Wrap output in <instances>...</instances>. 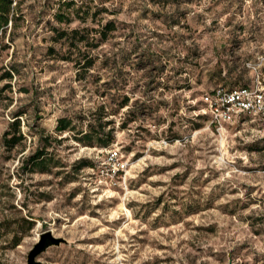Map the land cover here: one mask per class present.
<instances>
[{"label":"rangeland","instance_id":"rangeland-1","mask_svg":"<svg viewBox=\"0 0 264 264\" xmlns=\"http://www.w3.org/2000/svg\"><path fill=\"white\" fill-rule=\"evenodd\" d=\"M11 7L0 31V264H28L44 233L62 241L40 264H264V116L217 127L202 100L218 86L264 93V0ZM108 21L116 30L94 48L91 30ZM55 29L83 30L88 43L70 49ZM88 55L94 65L78 71ZM60 118L74 130L57 133ZM89 129L109 148L79 143ZM110 148L128 161L114 185L95 168ZM38 149L42 163L24 165Z\"/></svg>","mask_w":264,"mask_h":264},{"label":"built area","instance_id":"built-area-1","mask_svg":"<svg viewBox=\"0 0 264 264\" xmlns=\"http://www.w3.org/2000/svg\"><path fill=\"white\" fill-rule=\"evenodd\" d=\"M202 100L205 106L203 113L217 127L242 116H264V93L258 88L218 86L206 93ZM95 168L105 183L114 185L125 178L128 161L123 159L119 151L110 148L106 150L101 164Z\"/></svg>","mask_w":264,"mask_h":264},{"label":"trees","instance_id":"trees-1","mask_svg":"<svg viewBox=\"0 0 264 264\" xmlns=\"http://www.w3.org/2000/svg\"><path fill=\"white\" fill-rule=\"evenodd\" d=\"M12 2L13 0H0V31L2 32L4 28L7 26L11 12H12ZM72 3V2H71ZM17 5V2H16ZM73 4H67V8H71ZM60 14H55L54 17L56 18L58 23H64L63 18H58ZM116 30V26L114 25L113 22L108 21L106 22L103 26L99 27L98 29H93L91 30L94 34L92 41L96 42L94 44V48H98V45L100 43H103L108 40L109 33L113 32ZM55 33L59 35V39H66L67 44L70 47V49H73L76 47V44H87L88 43V36L85 35L83 30L75 29L70 32H61L59 33L57 29L54 30ZM71 36V37H70ZM49 51H52L51 48H49ZM68 59V58H67ZM66 59V60H67ZM74 65L78 69V71H87L90 69L94 63L95 59L93 56L88 55L83 58V60H74ZM10 78V75L8 76ZM17 118V117H15ZM11 127L15 128L16 132L18 133L17 129L19 128V121L18 119H15L12 124L10 125ZM74 128L71 127V122L70 120L66 118H60L57 120V126L55 128V131L57 133H64L68 131H73ZM81 135L78 138L79 143H83L88 146L92 145H97L102 147L103 149H108L109 144L111 143L110 138H102L100 133L94 132L93 130L89 129L87 132L80 133ZM7 137V136H5ZM20 140H22V135L18 134L17 136H13L10 139L5 138L4 142L7 143L6 145L9 147H12L16 145ZM44 153L42 149H38L34 154L30 155L25 161L24 165H31V166H36L40 165L42 163V157ZM29 226L32 225V221L27 219L25 220Z\"/></svg>","mask_w":264,"mask_h":264},{"label":"water","instance_id":"water-1","mask_svg":"<svg viewBox=\"0 0 264 264\" xmlns=\"http://www.w3.org/2000/svg\"><path fill=\"white\" fill-rule=\"evenodd\" d=\"M61 241L62 240L60 239L52 237L50 233H44L41 235L40 240L34 245V248L29 253L28 264H40L35 262L36 256L52 245H59Z\"/></svg>","mask_w":264,"mask_h":264}]
</instances>
